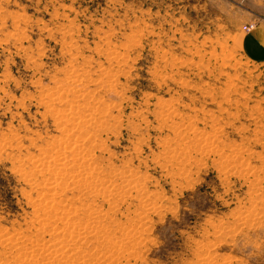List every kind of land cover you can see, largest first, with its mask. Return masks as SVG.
<instances>
[{"label": "rangeland", "instance_id": "374dc122", "mask_svg": "<svg viewBox=\"0 0 264 264\" xmlns=\"http://www.w3.org/2000/svg\"><path fill=\"white\" fill-rule=\"evenodd\" d=\"M248 9L0 0V264H264Z\"/></svg>", "mask_w": 264, "mask_h": 264}, {"label": "crops", "instance_id": "0c3cea01", "mask_svg": "<svg viewBox=\"0 0 264 264\" xmlns=\"http://www.w3.org/2000/svg\"><path fill=\"white\" fill-rule=\"evenodd\" d=\"M247 2L250 8L247 24L256 23L257 27L242 37L241 50L250 61L261 63L264 61V19L258 18L264 17V0H247Z\"/></svg>", "mask_w": 264, "mask_h": 264}, {"label": "bare ground", "instance_id": "6f19581e", "mask_svg": "<svg viewBox=\"0 0 264 264\" xmlns=\"http://www.w3.org/2000/svg\"><path fill=\"white\" fill-rule=\"evenodd\" d=\"M70 71V70H69ZM70 80V79H69ZM92 98V97H91ZM229 102V101H228ZM82 107V106H81ZM85 108V107H84ZM74 111H75V109H73ZM103 111H104V109H103ZM77 112V111H76ZM79 120V119H78ZM88 124V123H87ZM88 136V135H87ZM63 143V142H62ZM62 145V144H61ZM63 146V145H62ZM57 148V150H56V154H57V158H59V157H63V152L66 150H71L72 151V153H73V155H74V158L71 160V163L73 164V167L74 168H80V169H82V170H84V171H87V172H89V174L92 172V170L90 169V165L91 164H89V165H87L88 164V162L84 159V158H82L80 155H79V152L81 151V150H76V149H74L75 147H74V145H71V144H66V147L64 148V147H60V146H57L56 147ZM55 148V149H56ZM58 148H60V150L58 149ZM81 148V147H80ZM79 148V149H80ZM217 155V154H216ZM68 156V155H67ZM65 158L66 157H63V159L62 160H65ZM68 158V157H67ZM46 165V164H45ZM45 165H44V167H45ZM87 166V167H86ZM64 167V166H63ZM62 167V169H55L54 170V173H55V175L56 176H62V175H64L63 173H64V171L66 170V168L67 167H64L63 168ZM89 167V168H88ZM67 171V170H66ZM53 175V174H52ZM91 175H92V173H91ZM54 176V175H53ZM55 177V176H54ZM90 178V177H89ZM77 179V178H76ZM90 182V181H89ZM82 183V182H81ZM86 185V184H85ZM89 187V186H88ZM51 190H53V189H51ZM98 190V189H97ZM92 194V193H91ZM40 198V197H39ZM75 198V197H74ZM52 201V200H51ZM52 209V208H51ZM51 211V210H50ZM52 213V212H51ZM53 214V213H52ZM51 217V216H50ZM47 218V217H46ZM49 218V217H48ZM53 218V217H52ZM50 219V218H49ZM88 220H90V219H88ZM92 220V219H91ZM94 220V219H93ZM47 222H48V219H47ZM63 222V221H62ZM75 226V225H74ZM81 228V227H80ZM86 229H89L88 228V226L86 225ZM93 229H94V227H93ZM91 231H93L92 229H91ZM94 232V231H93ZM64 234V233H63ZM61 241V240H60ZM62 247V246H61ZM67 248V247H66ZM66 250V249H65ZM59 252V250L57 251V253ZM63 253V252H62ZM53 254V253H52ZM64 254V253H63ZM62 254V255H63ZM70 254V253H69ZM19 257V256H18ZM20 258V257H19ZM52 258V257H51ZM44 259V258H43ZM48 259V258H47ZM20 260H21V258H20ZM45 260V259H44ZM43 260V261H44ZM50 260V259H49ZM42 261V262H43ZM48 262H50V261H48ZM34 263H36V262H34ZM45 263V262H44ZM60 263V262H59ZM76 263V262H75ZM58 264V263H57ZM62 264V263H61Z\"/></svg>", "mask_w": 264, "mask_h": 264}, {"label": "built area", "instance_id": "2783aa9c", "mask_svg": "<svg viewBox=\"0 0 264 264\" xmlns=\"http://www.w3.org/2000/svg\"><path fill=\"white\" fill-rule=\"evenodd\" d=\"M256 27H257V24H256V23L246 24V25H244V27H243V32H244V33H250V32H252L253 30H255Z\"/></svg>", "mask_w": 264, "mask_h": 264}]
</instances>
